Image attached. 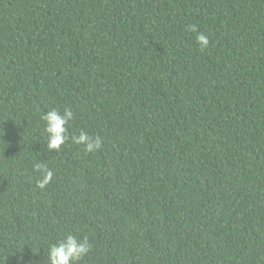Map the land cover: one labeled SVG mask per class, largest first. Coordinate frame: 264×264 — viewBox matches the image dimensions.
<instances>
[{
    "label": "trees",
    "instance_id": "trees-1",
    "mask_svg": "<svg viewBox=\"0 0 264 264\" xmlns=\"http://www.w3.org/2000/svg\"><path fill=\"white\" fill-rule=\"evenodd\" d=\"M0 264H264V0H0Z\"/></svg>",
    "mask_w": 264,
    "mask_h": 264
}]
</instances>
